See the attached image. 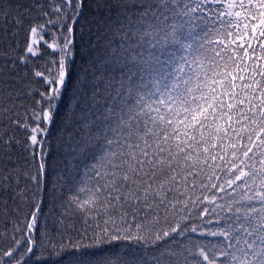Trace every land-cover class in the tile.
Wrapping results in <instances>:
<instances>
[{
    "label": "snow or ice",
    "instance_id": "1",
    "mask_svg": "<svg viewBox=\"0 0 264 264\" xmlns=\"http://www.w3.org/2000/svg\"><path fill=\"white\" fill-rule=\"evenodd\" d=\"M0 264H264V0H0Z\"/></svg>",
    "mask_w": 264,
    "mask_h": 264
}]
</instances>
